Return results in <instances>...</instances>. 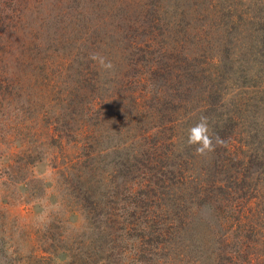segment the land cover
I'll return each mask as SVG.
<instances>
[{"label": "rangeland", "instance_id": "1", "mask_svg": "<svg viewBox=\"0 0 264 264\" xmlns=\"http://www.w3.org/2000/svg\"><path fill=\"white\" fill-rule=\"evenodd\" d=\"M0 264H264V0H0Z\"/></svg>", "mask_w": 264, "mask_h": 264}, {"label": "clouds", "instance_id": "2", "mask_svg": "<svg viewBox=\"0 0 264 264\" xmlns=\"http://www.w3.org/2000/svg\"><path fill=\"white\" fill-rule=\"evenodd\" d=\"M90 59L97 62L101 68L104 70H111L113 64L111 61L106 60L105 57L100 56L97 53H93ZM188 145L195 146L196 154L203 155L206 152L214 150L213 138L209 135L208 121L206 117H201L199 122L192 126L188 131ZM217 143H222V141L217 138Z\"/></svg>", "mask_w": 264, "mask_h": 264}]
</instances>
